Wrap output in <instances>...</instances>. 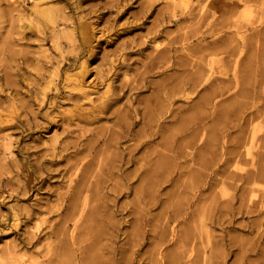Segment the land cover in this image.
I'll list each match as a JSON object with an SVG mask.
<instances>
[{
    "label": "bare ground",
    "instance_id": "1",
    "mask_svg": "<svg viewBox=\"0 0 264 264\" xmlns=\"http://www.w3.org/2000/svg\"><path fill=\"white\" fill-rule=\"evenodd\" d=\"M197 1H202L194 15L198 22L189 30L175 9H187L192 0H171L169 22L181 24V33L171 37L162 24L149 30L133 49L140 54L141 46L151 45L142 71L123 59L86 82L93 71L88 60L73 62L67 69L78 71L66 75L65 93L53 84L60 65L70 61L62 58L63 41L92 57L94 29L76 24L60 8L38 10L42 21L35 27L45 29L35 35L37 51L18 49L12 56L22 64L36 61L37 79L48 81L38 101L31 89L18 102L9 96L0 100V112L9 108L6 124L0 122V208L7 198L29 202L0 214V234L10 230L14 236L0 248V264H264V135L253 130L229 147L227 135L217 132L248 95L255 112L247 119L261 118L256 104L264 103V28L260 20L246 39L238 23L222 21L207 33L205 5L213 17V0ZM14 10L9 1L0 15ZM26 29L33 27H21L15 42H8L19 47ZM47 39L53 58H60L52 70L40 61L52 60ZM129 73L133 77L126 79ZM110 79L119 83L108 82L92 99L88 89ZM146 89L150 96L139 99ZM48 91L56 92L52 101ZM45 101L54 109L70 104L73 110L57 119L44 112L46 125L60 133L16 159L7 131L25 124L28 131L46 128L28 121L40 115ZM18 111L29 119L20 120ZM209 117L213 124L207 126ZM165 183L172 188L166 195L159 191ZM129 195V202L121 201ZM156 205L163 208L158 216L151 214Z\"/></svg>",
    "mask_w": 264,
    "mask_h": 264
},
{
    "label": "rangeland",
    "instance_id": "2",
    "mask_svg": "<svg viewBox=\"0 0 264 264\" xmlns=\"http://www.w3.org/2000/svg\"><path fill=\"white\" fill-rule=\"evenodd\" d=\"M9 1L12 5L14 4V6H16V10L0 15V100L3 101V98L9 96L17 102L21 97L26 98L23 93H25L27 89L32 90L34 95L33 100L38 101L41 97L39 92L45 87V83L48 81L47 79L44 83V81L37 79L39 77L36 72L37 70H35L36 61L22 64L20 59L15 61V57L12 56V52L18 49H25L30 52L37 51L35 35H37L39 30L42 31V29H45V27L42 26L40 28L35 27L38 22L40 23L42 21V16L38 12L41 7L60 8L64 16L71 18L76 24L78 22L87 23L94 29L93 44L91 45L94 52L92 57H87L84 49L78 46V44H69L63 41L62 58L70 59V61L66 62L64 67L60 65L58 77L53 78V84L57 86L61 92L65 93V91H68V89L63 88V86L67 84L65 81L66 75L78 71L77 69H67V64L72 65L73 62H75L74 64L76 66H79L82 61L88 60L87 62L90 65L89 68H92L93 71L90 76L86 77V82L93 81L98 75L107 74L110 71L111 63L114 64L123 59H129L133 63V65H131L132 69L142 71V63L145 62L144 55L151 52V45L148 43V47L147 45H145L146 47L141 46V53L134 54L133 49L138 47V42L144 40L149 30L161 24L171 33V37H176L181 33L179 29V25L181 24H185L189 26V30H193L196 22H198V19H195L194 15H197L198 9L202 3V1L192 0L187 9L176 8V15L180 20L179 23H181L177 26L169 22L171 19V10L169 9L171 0H8V2L7 0H0V9L6 8ZM35 1L38 3L37 10H34ZM212 2L214 10L216 11L213 17L209 14V11H212L209 10L210 5H205L208 16L205 17L202 30L206 29L207 33H210V25H212V23L215 24L222 21L227 24L238 23L241 27L240 31L246 39H248L253 32L251 28L255 27L260 20L262 21L261 27L264 28V0H213ZM235 3L239 4L236 10L231 14L228 13L227 10L234 7ZM18 5L21 6L17 7ZM26 25L32 26L33 30L30 31L26 29L23 32L24 39L20 42V46L15 47L9 43L8 41L15 42L18 33L20 34L21 32V27L26 28ZM209 39L210 38H208V40ZM157 41L160 43L164 42L165 36L162 35L158 37ZM45 47L48 49V53L52 60H49L50 63H48L47 60L41 58L40 61L43 63L46 62L47 66L50 65L49 70H52V65H56L60 58H53L56 53L49 39H47ZM219 65L220 64H215L214 69H218ZM17 66H19L20 69ZM132 77L133 74L129 73L125 78L131 79ZM121 78L122 77L119 79ZM111 79L106 82L99 81L97 87L89 88L88 92L91 93V98L94 100L99 98L108 82H114V85L115 83H119V80L115 82L111 81ZM151 79L157 81L160 77L157 76ZM27 83H30V85ZM51 88H54V86ZM16 92H21L22 94L16 95ZM53 93L56 94L55 91H48L47 99H50L49 101L53 100L51 98ZM149 96L150 91L146 89L140 93L139 99L144 100ZM222 99L223 98L220 100ZM64 102L65 100L62 99L61 103ZM18 104L20 103H17V105ZM177 104H179V102H177ZM240 106L242 108L237 115H228L226 123L218 127L217 132L220 135H227V143L225 146L231 147L236 143V137L242 134L246 136L251 135L253 130L256 132L257 137L261 138L264 135V103L260 102L256 104L261 113V118L259 119L252 117L247 119L246 117L255 112V103L251 95H248L244 99H240ZM117 107L122 108L120 105ZM37 108V105H32L34 111ZM140 108H142V106ZM8 110V107L1 110L0 122L5 123V119L9 118ZM39 110L40 115L38 117L33 118L31 114L27 115L31 116L30 119L24 117L23 113H21L22 111H18V113H21L20 120L25 122V119H29L28 121L31 123L37 122V125H45L46 128H35V126H33L34 128L28 131L25 130L27 126L25 124L20 127H12L7 131L12 135V140L15 142L13 147L21 150L20 153H17V149L14 148L16 159L26 157L27 152L31 153L32 151L44 148V144L47 143L49 137L54 133H60L61 130L53 127L52 123L49 126L46 125L42 115L44 112L49 113V117H55V119H57L62 112L66 113L72 111L73 106L64 104L60 108L54 109L53 106L46 104L45 101V103L39 107ZM241 117H243V120L240 121ZM208 120L207 126L213 124V117H209ZM7 123L10 124L9 122ZM5 124H2V126ZM70 129H75V127H70ZM134 129L137 130L138 126ZM256 146H260L259 140ZM0 163H2L1 160ZM20 180L26 185V181L23 179ZM159 191L161 194L166 195L172 191V188L168 183H165L161 186ZM35 194L36 193L32 194V199ZM3 196L6 197V194L4 193ZM131 199L132 196L129 195L128 197L122 198L121 201L129 202ZM28 203L29 202H16L15 200L7 198L4 207L0 208V214H5L8 208L17 204L27 205ZM162 211V206L156 205L152 208L151 214L158 216ZM242 222L247 223V219H242ZM13 238L14 236L11 234L10 230L4 231V235L0 234V248L3 246L4 242H8ZM233 259L234 256L229 254L227 260L231 262Z\"/></svg>",
    "mask_w": 264,
    "mask_h": 264
}]
</instances>
